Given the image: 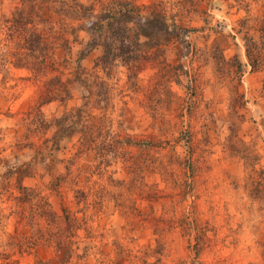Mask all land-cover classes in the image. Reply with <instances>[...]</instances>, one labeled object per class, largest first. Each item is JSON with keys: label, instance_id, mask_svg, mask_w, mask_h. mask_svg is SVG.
Here are the masks:
<instances>
[{"label": "rangeland", "instance_id": "374dc122", "mask_svg": "<svg viewBox=\"0 0 264 264\" xmlns=\"http://www.w3.org/2000/svg\"><path fill=\"white\" fill-rule=\"evenodd\" d=\"M0 264H264V0H0Z\"/></svg>", "mask_w": 264, "mask_h": 264}, {"label": "trees", "instance_id": "16d2710c", "mask_svg": "<svg viewBox=\"0 0 264 264\" xmlns=\"http://www.w3.org/2000/svg\"><path fill=\"white\" fill-rule=\"evenodd\" d=\"M122 5L116 9H113L112 12L113 14H106V13H103V15H101V21L102 22H105V27L106 29H108L109 31H111L113 33V29L116 28L117 30L121 31L122 34L123 32H126V27H125V24H127V22H131V21H134V19L136 17H139V13H140V10L134 6H130L126 3H121ZM82 8V11H85L88 10L84 7H81ZM18 22H23L24 23V20H19ZM93 25V24H92ZM123 25V27H122ZM97 29H96V32L98 33H101V30L103 31L104 30V26L102 25H97ZM143 28L141 26H139V30H140V33H138V36L140 37H143L144 39H150L151 38V35L153 32L155 31H166L167 30V25L164 21H162L161 19L157 18L155 15H151L150 16V19L145 21L143 24H142ZM113 34H116V33H113ZM42 35H39V36H35L34 38L30 37V39H27L25 40L26 42H32V43H35L36 46L35 47H32L30 50L32 52H35V51H38L40 52L37 47H42L43 44H42ZM40 45V46H39ZM41 62V67H44L45 66V61L43 59H41L39 61V63ZM38 63V62H37ZM38 63V64H39ZM38 69H39V65H38ZM22 177H24V175L22 174L21 175ZM20 180V179H19ZM21 189H23V187H21V185H19Z\"/></svg>", "mask_w": 264, "mask_h": 264}]
</instances>
